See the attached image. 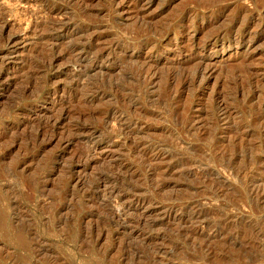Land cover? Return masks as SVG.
Returning <instances> with one entry per match:
<instances>
[{
	"label": "rangeland",
	"instance_id": "obj_1",
	"mask_svg": "<svg viewBox=\"0 0 264 264\" xmlns=\"http://www.w3.org/2000/svg\"><path fill=\"white\" fill-rule=\"evenodd\" d=\"M256 1L0 0V264H264ZM98 53V68L76 62ZM197 66L168 88L166 72Z\"/></svg>",
	"mask_w": 264,
	"mask_h": 264
},
{
	"label": "bare ground",
	"instance_id": "obj_2",
	"mask_svg": "<svg viewBox=\"0 0 264 264\" xmlns=\"http://www.w3.org/2000/svg\"><path fill=\"white\" fill-rule=\"evenodd\" d=\"M51 1V0H50ZM137 2H140V1H142V0H136ZM201 1V0H200ZM251 1V0H250ZM256 1V0H255ZM49 2V1H48ZM137 2H135L136 4H137ZM216 2V1H215ZM257 2V1H256ZM194 3H195V1H194ZM215 4V3H214ZM213 4V5H214ZM216 4H218L217 2H216ZM210 6H211V3L209 4ZM258 5V4H257ZM185 6V5H184ZM209 6V7H210ZM214 6H216V5H214ZM260 6V5H259ZM182 7V6H181ZM205 7V6H204ZM209 7H207V8H209ZM223 7H224V5H223ZM240 7V6H239ZM238 7V8H239ZM212 8H213V6H212ZM191 9V8H190ZM214 9V8H213ZM213 9H211V10H213ZM216 9H217V7H216ZM225 9V8H224ZM223 9V10H224ZM247 9V8H246ZM207 10H210V9H207ZM206 10V11H207ZM236 10H238V9H236ZM136 11H137V8H136ZM139 11V10H138ZM192 11V10H191ZM219 11V10H218ZM187 12V11H186ZM190 12V11H189ZM194 12V11H193ZM192 12V13H193ZM220 12V11H219ZM137 13V12H136ZM185 13V12H184ZM194 13H196V12H194ZM209 13H211L210 11H209ZM208 13V14H209ZM216 13V12H215ZM242 13V12H241ZM250 13V12H249ZM174 14V13H173ZM177 14H179V13H177ZM188 14H190V13H188ZM207 14V13H206ZM235 13H233V15H234ZM252 14V13H251ZM139 15V14H138ZM141 15V14H140ZM182 14H180V16H181ZM194 15V14H193ZM204 15V14H203ZM210 15V14H209ZM142 16V15H141ZM185 16V15H184ZM202 16V15H201ZM211 16V15H210ZM212 16H213V14H212ZM216 16V15H215ZM222 16V15H221ZM238 16V15H237ZM248 16V15H247ZM247 16H246V19H247ZM168 17V16H167ZM178 18L177 19H179L180 17L179 16H177ZM194 17V16H193ZM203 17V16H202ZM214 17V16H213ZM211 18V17H210ZM215 18V17H214ZM232 18H234V17H232ZM173 19V18H172ZM176 19V18H175ZM181 19V18H180ZM189 18H187V20H188ZM235 19V18H234ZM245 19V20H246ZM174 20V19H173ZM182 20V19H181ZM186 20V21H187ZM194 20H195V18H194ZM194 20H192V21H194ZM203 20V19H202ZM216 20V19H215ZM239 20V19H238ZM172 21V20H171ZM196 21V20H195ZM212 21H213V19H212ZM233 21V20H232ZM170 22V21H169ZM214 22V21H213ZM238 22V21H237ZM145 23H146V21H145ZM189 23H190V21H189ZM50 24V23H49ZM215 24V23H214ZM1 25V24H0ZM41 25V24H40ZM43 25V24H42ZM46 25V24H45ZM51 25V24H50ZM50 25H46V26H50ZM191 25V24H190ZM210 25V24H209ZM208 25V26H209ZM260 25V24H259ZM189 26V25H188ZM192 26H194L193 24H192ZM191 26V27H192ZM207 26V27H208ZM1 27H2V25H1ZM160 27V26H159ZM168 27V26H167ZM196 27V26H195ZM233 27H235V26H233ZM58 28V27H57ZM59 28H61V33H59L58 35H61V36H65L66 35V33H67V35H69V31H68V28H66L65 27V25L63 24H61L60 26H59ZM132 28V27H131ZM149 28V27H148ZM153 28H154V26H153ZM152 28V29H153ZM161 28V27H160ZM236 28V27H235ZM40 29H42V27L40 28ZM52 29V28H51ZM165 29V28H164ZM164 29H163V31H164ZM169 29H170V27H169ZM217 29V28H216ZM227 29H228V27H227ZM226 29V30H227ZM239 29H240V27H239ZM48 30V29H47ZM47 30H45V31H47ZM58 30V29H57ZM137 30V29H136ZM139 30V29H138ZM226 30H224L225 32H226ZM55 31V30H54ZM133 31V30H132ZM144 31V30H143ZM168 31V30H167ZM170 31V30H169ZM238 31V30H237ZM134 32V31H133ZM133 32H132V34H133ZM146 32H148V31H145V33ZM152 32V31H151ZM161 32V31H160ZM219 32V31H218ZM234 32V31H233ZM49 33V32H48ZM140 33V32H139ZM157 33V32H156ZM211 33V32H210ZM221 32H219V33H216L217 35L218 34H220ZM137 34H138V31H137ZM165 34V33H164ZM163 34V35H164ZM226 34V33H225ZM228 34V33H227ZM230 34V33H229ZM128 35H129V33H128ZM139 35L141 36V34H138L137 36H138V38H140L139 37ZM166 35V34H165ZM164 35V36H165ZM210 35V34H209ZM89 36V35H88ZM131 36V35H130ZM136 36V35H135ZM213 36V35H212ZM2 37H4V36H1V38ZM68 37H70V36H68ZM74 37V36H73ZM72 37V38H73ZM129 37V36H128ZM132 37V36H131ZM131 37H129V38H131ZM211 37V36H210ZM217 37V36H216ZM215 37V38H216ZM125 38V37H124ZM6 39V38H5ZM5 39H3V40H5ZM132 39V38H131ZM208 39V38H207ZM121 40V39H120ZM126 40V39H125ZM135 40V39H134ZM217 40V39H216ZM118 41V40H117ZM122 41V40H121ZM132 41V40H131ZM146 41H147V39H146ZM125 42V41H124ZM129 42H130V40H129ZM153 42V41H152ZM157 42V41H156ZM126 43H128V42H126ZM143 43V42H142ZM76 44V43H75ZM75 44H72L70 47H69V49H68V51L69 52H73V51H76V50H78V48H79V46L78 45H75ZM82 44V43H81ZM138 44V43H137ZM83 45V44H82ZM91 45V44H90ZM128 45H129V43H128ZM125 46V45H124ZM127 46V45H126ZM187 46H190V45H187ZM194 46V45H193ZM81 47H83V46H81ZM179 47V46H178ZM85 48V47H84ZM84 48H83V50H84ZM189 48V47H188ZM202 48V47H201ZM149 51H150V49H149ZM85 53H86V51H85ZM97 53V52H96ZM160 53V52H159ZM199 53V52H198ZM87 54V53H86ZM183 54V53H182ZM192 56V55H191ZM101 57H102V54H97V55H95L94 57H93V60L91 59H88V57L85 55V56H81L78 60H76V62L77 63H79L80 65H83V66H85V68L86 69H91V68H98V62H99V60L101 59ZM190 57V56H189ZM200 58V57H199ZM141 59V58H140ZM145 59V58H144ZM143 59V60H144ZM150 59V58H149ZM48 60V59H47ZM148 60V59H147ZM184 62H187L186 60H183ZM189 61H191V60H189ZM242 61V60H241ZM243 61H245V59L243 60ZM249 61V60H248ZM146 62H149V61H146ZM141 63H142V61H141ZM171 63V62H170ZM182 63V62H181ZM199 63V62H198ZM201 63V62H200ZM199 63V64H200ZM44 64V63H43ZM42 64V65H43ZM146 64V63H145ZM144 64V65H145ZM158 64V63H157ZM164 64V63H163ZM168 64V63H167ZM178 64V63H177ZM190 64V63H189ZM130 65V64H129ZM134 65V64H133ZM148 65V64H147ZM156 65V64H155ZM131 66V65H130ZM129 66V67H130ZM134 66H136V65H134ZM143 66V65H142ZM154 66V65H153ZM163 66V65H162ZM167 66V65H166ZM173 66V65H172ZM185 66V65H184ZM237 66V65H236ZM37 67V66H36ZM40 66H39V64H38V68H39ZM45 67V66H44ZM132 67V66H131ZM155 68V67H154ZM165 68V67H164ZM174 68V67H173ZM233 68H235V67H233ZM233 68H231V69H233ZM40 69H42V68H40ZM131 70H133V68H130ZM184 69V68H183ZM223 69V68H222ZM135 70V71H134ZM134 70H133V72H130V73H132V77H136V78H139L140 76H141V74H142V72L144 73V71H142L143 69H141L139 66L137 67L136 66V68H134ZM236 70V69H235ZM82 71H84V69L82 70ZM86 71V70H85ZM158 71H159V69H158ZM125 72H129V71H125ZM154 72V71H153ZM149 73V72H148ZM156 73V72H155ZM127 74V73H126ZM159 74V73H158ZM250 74V67L248 68V67H243L242 69H237L235 72H234V78L232 79V82H233V85H235V88H236V90L239 92V93H243V91L245 90V88L247 87V86H249L250 85V83H251V81H250V79L249 78H247V79H245V81H243V82H241L242 80L241 79H244V77H246V76H248ZM148 74H146V76H147ZM166 75H167V80H166V83L168 82V88H169V86H170V84L172 83V81L173 80H177L178 81V83H179V85H180V88L182 89V88H184V87H186V86H189L190 84H192V83H194V82H196L199 78H200V76L202 75V69H201V67L200 66H197V67H195V69L193 70V72L191 73V72H189V71H187V70H181V71H176V70H170L168 73L166 72ZM257 76V75H256ZM152 77H153V75H152ZM156 77V76H155ZM229 77V76H228ZM250 77H251V75H250ZM255 77V76H254ZM125 78V77H124ZM151 78V77H150ZM252 78H253V76H252ZM255 78H258V77H255ZM254 78V79H255ZM127 79H130V80H132V78H127ZM148 79V78H147ZM164 79H165V75H164ZM260 79H262V78H260ZM137 80V79H136ZM145 80V79H144ZM135 81V80H134ZM139 81V80H138ZM152 81V80H151ZM150 81V82H151ZM228 81V80H227ZM256 81H258V79L256 80ZM261 81V80H260ZM137 82V81H136ZM126 83V82H125ZM145 84H146V82H144ZM258 83V82H257ZM130 84V83H129ZM134 84V83H133ZM140 85V83H137V85ZM151 84V83H150ZM157 84V83H156ZM229 84V83H228ZM111 85H112V87H118V88H120L121 90H125L127 87L125 86V85H122V84H120V85H122L123 86V88L122 87H119V85L118 84H112L111 83ZM136 85V84H135ZM144 85V84H143ZM165 85V84H164ZM161 86V87H166V86ZM253 85V84H252ZM255 85V84H254ZM102 86V85H101ZM134 86V85H133ZM146 86V85H145ZM149 86V85H148ZM200 86H201V84H200ZM77 87V86H76ZM137 87V86H136ZM143 87V86H142ZM142 87L140 88V89H142ZM179 87V86H178ZM177 87V88H178ZM196 87V86H195ZM226 87V86H225ZM258 87V86H257ZM144 88V87H143ZM177 88H176V92H177ZM200 88V87H199ZM198 88V89H199ZM130 90H131V87L129 88ZM139 89V90H140ZM159 89V88H158ZM164 89V88H163ZM250 90V89H249ZM248 90V91H249ZM253 90V89H252ZM261 90V89H260ZM126 91V90H125ZM135 91V90H134ZM183 91V90H182ZM201 91V90H200ZM256 91V90H255ZM157 92V91H156ZM181 92V91H180ZM250 92V91H249ZM258 92H260V91H258ZM141 93V92H140ZM162 93V92H161ZM178 93V92H177ZM214 93V92H213ZM122 94H123V96H124V98L123 99H125V101L127 102V104L130 102V104H128V105H131L132 107H134L135 105H137L136 104V102H138V101H135L134 103L132 102V96H131V94L129 93V92H122ZM136 94V93H135ZM179 94H181V93H179ZM217 94V93H216ZM251 94V93H250ZM261 94V93H260ZM263 94V93H262ZM133 95H134V92H133ZM142 95V94H141ZM217 95H219V94H217ZM248 95H249V93H248ZM254 95V94H253ZM136 96V95H135ZM161 96H165V95H161ZM200 96V95H199ZM226 96V95H225ZM140 97V96H139ZM170 97V96H169ZM167 98H168V96H167ZM166 98V99H167ZM224 98V97H223ZM229 98V97H228ZM246 98V97H245ZM253 98V96L251 95L249 98H248V101H250L251 99ZM140 99H141V97H140ZM170 99V98H169ZM168 99V100H169ZM230 99V98H229ZM234 99H235V97H234ZM239 99V98H238ZM237 99V100H238ZM256 99V98H255ZM144 100V99H143ZM158 100H159V98H158ZM173 100V99H172ZM171 100V101H172ZM241 100V99H240ZM239 100V101H240ZM264 100V99H263ZM134 101V100H133ZM145 101V100H144ZM191 101V100H190ZM247 101V102H248ZM166 102H168V101H166ZM175 102V101H174ZM177 102H179V101H177ZM237 102V101H236ZM245 102H246V100H245ZM172 103V102H171ZM170 103V104H171ZM195 103V102H194ZM228 103V102H227ZM168 104V103H167ZM191 104V103H190ZM167 106V105H166ZM192 106V105H191ZM204 106V105H203ZM236 106V105H235ZM245 106V105H244ZM125 107V106H124ZM141 107V106H140ZM162 107V106H161ZM168 107H169V105H168ZM126 108V107H125ZM124 108V109H125ZM130 108V107H129ZM187 108V107H186ZM189 108V107H188ZM187 108V109H188ZM131 109V108H130ZM129 109V110H130ZM249 109V108H248ZM251 109V108H250ZM249 109V110H250ZM179 110V109H178ZM229 110V109H228ZM242 110V109H241ZM143 111V110H142ZM148 111V110H147ZM166 111V110H165ZM175 111V110H174ZM177 111V110H176ZM175 111V113L177 114V112ZM186 111V110H185ZM225 111H227V109L225 110ZM124 112H126V110L124 111ZM251 112V111H250ZM146 113V112H145ZM150 113V112H149ZM148 113V114H149ZM164 113V112H163ZM175 113H173V116L175 115ZM183 113V112H182ZM242 113V112H241ZM252 113V112H251ZM250 113V114H251ZM151 114H153V113H151ZM168 114V113H167ZM188 114V113H187ZM139 115V114H138ZM182 115V114H181ZM144 116V115H143ZM188 116V115H187ZM140 117H142V116H140ZM147 117V116H146ZM262 117H264L262 114H260V115H258V116H253V117H251L252 119V122H254V121H256V122H258ZM228 118H229V116H228ZM135 119V118H134ZM244 119V118H243ZM247 119V118H246ZM148 120V119H147ZM146 120V121H147ZM187 120L189 121V119H184L183 121H182V123H180V129L182 128L183 129V131H184V129L185 128H187V127H189L188 125V123L189 122H187ZM214 120V119H213ZM254 120V121H253ZM215 121V120H214ZM217 121V120H216ZM241 121V120H240ZM243 121H245V119L243 120ZM250 121V120H249ZM171 122H172V119H171ZM213 122V121H212ZM169 123H170V121H169ZM177 123H179V122H177ZM206 123V122H205ZM214 123V122H213ZM216 123V122H215ZM239 123L240 122H237L236 124H238L239 125ZM247 123V121L245 122V124ZM171 124V123H170ZM249 124V123H248ZM169 125V124H168ZM178 124H176V126H177ZM216 125V124H215ZM242 125V124H241ZM240 126V125H239ZM238 127V126H237ZM175 128V127H174ZM178 128V127H177ZM176 128V129H177ZM209 128V127H208ZM122 128L121 127H118V131L120 132V130H121ZM264 129V128H263ZM164 130V129H163ZM175 130V129H174ZM203 130V129H202ZM205 130H207V129H205ZM255 130V129H254ZM182 131V132H183ZM256 131V130H255ZM137 132V131H136ZM179 132V131H178ZM188 132V131H187ZM205 133H207V131L206 132H204V134ZM258 133H259V131H258ZM257 133V134H258ZM178 134V133H177ZM250 134V133H249ZM264 134V133H263ZM213 135V134H212ZM236 135V134H235ZM248 135V134H247ZM203 136V135H202ZM239 136V135H238ZM244 136H246V135H244ZM253 136V135H252ZM202 138V137H201ZM204 138V137H203ZM214 138V137H213ZM232 138H233V136H232ZM254 138V137H253ZM199 139V138H198ZM236 139V138H235ZM238 139V138H237ZM244 140V139H243ZM209 143H211V142H209ZM213 143H214V141H213ZM208 144V143H207ZM215 144V143H214ZM213 144V145H214ZM207 146V145H206ZM215 146V145H214ZM135 147V146H134ZM137 148V147H136ZM135 148V149H136ZM207 148H209V147H207ZM211 148L213 149V147L211 146ZM210 148V149H211ZM234 149H235V147H233ZM134 149V148H133ZM194 149H196V148H194ZM209 149V150H210ZM211 149V150H212ZM220 149V148H219ZM246 149V148H245ZM244 149V150H245ZM218 150V149H217ZM223 150V149H222ZM135 151V150H134ZM199 151V150H198ZM220 151V150H219ZM233 151H235V150H233ZM237 151V150H236ZM140 152V151H139ZM220 154V153H219ZM224 152L222 153V156H221V158H224ZM227 154V153H226ZM225 154V155H226ZM232 154H235V153H232ZM216 154H214V156H215ZM213 156V155H212ZM213 156V157H214ZM227 156V155H226ZM234 156V155H233ZM233 156H231V158H233ZM238 156V155H237ZM216 157V156H215ZM232 160V159H231ZM234 160V159H233ZM229 161V160H228ZM230 162V161H229ZM228 163V162H227ZM249 165V164H248ZM246 166V165H245ZM247 168V167H246ZM250 170V169H249ZM246 171H247V169H246ZM252 171V169L250 170V172ZM239 172V171H238ZM241 173V172H240ZM239 174V173H238ZM234 175V174H233ZM241 175V174H240ZM248 174H246V176H247ZM236 176V175H235ZM239 178H241L242 179V177H239ZM209 183V182H208ZM215 183V182H214ZM216 184V183H215ZM247 184V183H246ZM243 187V186H242ZM249 187V186H248ZM246 189H248L247 188V186L245 187ZM259 188V187H258ZM249 190V189H248ZM253 192V191H252ZM259 192V191H258ZM260 196H261V194H260ZM258 198H259V195H258ZM252 199V198H251ZM253 200V199H252ZM257 200H259V199H257ZM249 230H247V232H248ZM182 236V235H181ZM184 236V235H183ZM189 237V236H188ZM192 238V237H191ZM186 239V238H185ZM190 239V238H189ZM201 249V248H200ZM197 250V249H196ZM199 250V249H198ZM202 251V250H201ZM213 251V250H212ZM195 252V251H194ZM197 252V251H196ZM241 255V254H240ZM243 255V254H242ZM244 257H245V255H243ZM240 258H242V257H240ZM239 259V258H238ZM244 259V258H243ZM241 260V259H240ZM238 261V260H237ZM241 261H243V260H241ZM237 263V262H236Z\"/></svg>",
	"mask_w": 264,
	"mask_h": 264
}]
</instances>
